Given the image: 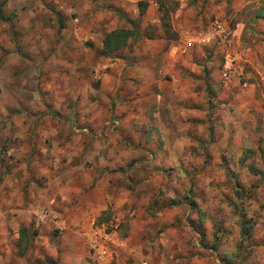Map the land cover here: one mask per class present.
<instances>
[{
  "label": "rangeland",
  "instance_id": "374dc122",
  "mask_svg": "<svg viewBox=\"0 0 264 264\" xmlns=\"http://www.w3.org/2000/svg\"><path fill=\"white\" fill-rule=\"evenodd\" d=\"M110 1L123 3L130 18L125 25L143 35L130 41L131 49L135 43L138 47H151L160 38L177 40L185 32L184 37L212 27L228 34L227 41H216L227 45L236 33L232 0ZM139 1L150 5L142 13L135 8ZM222 1L223 15L219 20L214 13ZM258 1L257 6L264 11V0H248L240 10ZM212 5L216 6L213 12L209 9ZM78 6L75 0H0V194L4 191L3 198L0 195V222L13 223L18 216L22 220V214L6 211L17 199L12 196L15 186H22L25 192L30 188L31 204L27 210L33 226L40 229L48 225L50 240L61 236L88 239L87 251L95 261L88 257L89 264H230L228 225L235 222V216L238 227L240 222L250 227L247 235L238 236V247L233 249L238 261L234 263L250 264V259L263 257L264 97L260 91L264 95V88L258 86L256 102L245 105L249 103L248 84L254 80L249 67L245 62L237 72L229 67L222 69L221 65L213 67L207 63L213 49L192 48L195 62L204 67L210 110L203 118L186 116L180 120L176 133H154L156 123L167 127L171 118L156 117L148 111L141 114L139 105L132 111L126 101L121 103V115L112 114L115 103L97 101L96 95L81 102L71 100L69 94L64 96L69 100L60 101L50 91L65 81L81 87L89 80L92 89L100 88L97 75L101 72L92 70L93 77L89 75L87 79V71L78 64L101 61L97 52L101 36L116 15L102 10L103 16L95 19L97 26L90 31L93 38L79 44L61 31L70 20L75 26L73 20L80 16ZM257 12L255 16L262 18L264 12ZM96 15L93 12L91 16ZM179 22L182 35L175 29ZM245 29L246 26L242 36L244 32L247 35ZM62 41L66 44L62 45ZM232 47L237 52L245 49ZM223 60L222 57V64ZM222 72L229 77L226 86ZM212 74H217L216 85ZM234 77L238 84L231 88L229 83ZM76 87L69 86L66 91ZM218 95L222 98L219 97L217 110H212L209 99ZM233 99L240 100L241 106ZM238 111L239 118L235 115ZM50 127H60L62 133H57L58 129L52 132ZM22 137L29 149L24 158L18 159L22 144L17 140ZM114 142L121 151L125 143L126 161L113 169L108 157L114 153L108 148ZM248 145H253L254 153L244 149ZM101 156L107 166L101 167L103 179L98 182L93 163ZM252 156L259 168L255 171L250 165ZM109 183L113 190H109ZM49 184H55L54 189L49 190ZM62 188L65 191L60 194ZM95 193L111 202L100 221L85 212L93 200L90 194ZM45 194L53 199L48 203L50 208L37 203ZM2 199L5 200L1 203ZM65 205L68 210L64 214ZM38 211L43 212V219L37 216ZM5 233L12 235L14 231ZM34 235L38 236L36 232ZM94 239L96 243L90 245ZM11 248L7 243L0 244V264H13L15 254ZM31 264H58V260L44 258Z\"/></svg>",
  "mask_w": 264,
  "mask_h": 264
},
{
  "label": "crops",
  "instance_id": "0c3cea01",
  "mask_svg": "<svg viewBox=\"0 0 264 264\" xmlns=\"http://www.w3.org/2000/svg\"><path fill=\"white\" fill-rule=\"evenodd\" d=\"M75 1L80 4V6H78L80 10V16H78L77 21L73 20L75 26H72V21L70 20L69 24L63 26L61 31L64 32L66 36L77 39L79 44L85 39L93 38V36L90 34V31L96 24L95 19L103 16L105 10H111L116 15L113 17V24L106 27L105 33L102 34L101 42L98 46L97 52L100 51L102 47V39L107 32L119 27L128 28L125 23L130 20L129 13L123 3L117 4L114 1L110 0ZM222 3L223 1L219 3V6H217V8L220 9L216 10L214 13L215 18L219 20L223 15V10H221ZM244 4H248V0H232L231 6L233 10L236 11V14L232 16L234 17L236 15V19L234 20V30H236V33L234 34V36L232 35L229 38L227 45L210 40L204 45H193V47H189L187 46L188 41L194 37L195 33L193 35L184 37V35H187V33L185 32L183 33L184 39L182 36H180V38L177 40L168 39L165 41V39L160 38L156 41V44H154V46H145L142 48L141 46L138 47L137 43H135V46H133L131 49V47H129L128 45L130 41H134L135 39L143 36L138 33V30H135V34H137L136 37L131 36L130 38H128L127 43L123 47L111 52L110 54L101 55V61L97 62L96 64L84 62L78 64V67L80 69L87 71V79H89V75L91 76V78L93 77L91 73L92 70H94L96 74L97 72H101L99 74L100 76L97 75L102 83L100 88L92 89L91 83H88L89 80L86 81L87 83H83V86L76 87L75 84H68V82L66 81L63 82L61 78L60 80L63 83H61L60 86L57 85V88L54 91L50 92L54 94L55 99H58L60 101H63V99L69 100L70 98L68 97L64 98V96H68L69 94L71 95V100L77 99L81 102L88 101L90 96L92 97L96 95L97 101H105L110 103V105L111 103H115V108L112 112V114L114 115H121L124 112L122 111L123 106L121 105V103H124L125 101L129 103L128 107H132L130 109L132 111L134 110V107H137V105H139L138 112L141 114L142 112L148 111L149 113H153V115L156 117H161V115H163L165 117L168 116L169 118H171V121L169 122L167 127H164L165 125L160 126L162 129H159L160 127L159 125H157L158 123H156L152 128V131L154 133H176V129L178 130V128L180 127V123H182V121L180 122V120L186 118V116L191 119L193 118L197 120L198 118L205 117L207 115V112H209L210 110L208 108V97L206 94L208 81L205 77L206 75L204 73V67L203 65L196 63L195 56L190 53L192 48H200L204 46L213 49V51H211L213 53V56L210 57L209 61H207L208 65H211L213 67L215 65H221L222 69L229 67L228 69L231 68L233 72H237V70L240 71L241 64H244V62L246 63V65L250 69V75L254 79L252 83L248 84L246 91V99L249 103H245V105L247 104L249 106L256 102L255 98L256 91L258 90L257 87L262 86V88H264V15H262V18H260V16H255V14L258 13L257 10H260L261 13L264 11L262 10L261 6H257L259 5V1L255 5H250L245 9L240 10V8ZM149 6L150 5L147 4L144 11H146ZM135 8L140 13L138 3L135 5ZM214 8H216V6L212 5L211 7H209L212 12L215 10ZM93 12H96L98 15L92 17L91 15H93ZM241 13L244 15H242ZM205 16H208V14L205 13ZM120 18L123 19V21H121ZM221 23H224L223 20L221 21ZM96 26L97 25H95V27ZM245 26L247 35L244 32L242 36L241 33ZM175 29L179 30L180 34L184 31L182 30V25L180 22L176 23ZM196 32V34H198L201 31ZM241 42L245 43V45L240 44ZM65 44L66 43L62 41V45ZM234 45H236L238 48L245 47V49L237 52L236 50H234V47H232ZM87 51L89 52L90 49L88 48ZM243 51L246 52L244 53ZM243 53L245 55H242ZM222 57L224 59L223 64ZM200 58L201 57H199L198 61L203 63L204 61ZM131 59L132 61H130ZM211 66L209 67V70H211ZM212 75V82L214 85H216L218 82L216 81V79L218 78L217 74ZM56 76L58 77L57 73ZM221 77L224 80H222V83L225 86L228 85L227 79L229 77H226L223 72L221 73ZM57 82L59 83L58 79ZM235 84L238 83L234 77L232 78L229 85L232 88ZM69 86H74L76 87V89L71 90L70 92L69 90L66 91ZM79 87L81 89H79ZM214 91L217 92L218 90ZM260 92L264 97L263 92ZM221 96H212V98L209 99V103L210 105H212L210 108L212 110H217V103L219 102V97L222 98ZM233 101H236L235 104L237 106H241L240 100L233 99ZM141 114H138V116H141ZM239 114L240 111L235 113V115H238V118ZM227 118L229 117L227 116ZM238 127L239 126L237 125L235 128ZM25 129L26 128H23V132ZM49 129L52 132L58 129L57 133L60 134L63 130L60 127H56V129L50 127ZM106 130L113 132L112 128H106ZM252 130L253 129L251 128V132ZM118 132L124 131H121V129H119ZM64 133L66 135L68 134L67 131ZM73 140H75V138H73ZM17 142H20L22 144V148L18 152L20 157H17L18 159H21L22 157L24 158L26 156V152L29 149V144L24 137L18 139ZM261 148L262 147H260L259 150H261ZM108 149L113 150L114 153L113 155L108 157L110 159L111 165L113 166V169L114 167L117 168L118 166H121L126 161V154L124 152L126 149L125 143L123 145L122 151L119 149L115 142L114 144H112V148L109 147ZM244 149H247L249 151L251 150L252 153H254V151L256 150L253 145L244 146ZM104 151L106 150L104 149ZM95 152L93 156H95ZM246 155L248 159L249 152ZM101 157V160L98 159L97 162L94 161L93 163V166H95L94 171L96 173L95 181L98 182L102 181L103 179V176L101 175V167L107 166L104 165L105 160L103 156ZM250 158H252V162L250 165H253V171L259 169L255 161H253L254 157L252 156ZM49 164L50 161L47 160V165L49 166ZM23 166L24 165H22V167ZM85 174H89V171ZM20 179L24 180V177ZM54 185L55 184H49L48 189H54ZM15 187H17V190L12 191V196H15L17 199L12 206L13 209L9 208L10 206H8L6 208V211H9L11 213L15 212L17 215L22 214V220H20L18 216L17 221L13 223L0 222V244L7 243V246L12 247L11 251H13L15 254V257L11 259L13 264H19L20 261L22 262V264H31L32 262L40 261V259L44 258H46V260L57 259L58 264H65V262L66 264H81L85 261L87 264H89L90 262L87 261L88 257L90 258L91 262H95L93 256H90L87 251L88 239H84L85 241H83L82 238L78 237L64 238L63 236H61L60 238H54L53 240H50L47 238V235L49 233L48 225L41 227L40 229H36L33 226V223L30 221L27 210L28 206L31 204L30 188L25 192L22 190V186ZM108 188L109 190H113V184L109 183ZM64 191L65 188H62L60 194H63ZM99 192L100 189H98V193ZM1 194V197L3 198L4 191L1 192ZM7 194H10V190H7ZM91 196H93V200L88 206L89 209L87 211L85 209V212H90L93 217L98 218V221H100L102 216L105 214L108 206L111 205V202L108 198L105 199L101 194H90V197ZM56 198L57 197H55L54 200ZM61 198L65 199L67 198V196L62 195ZM64 199L60 200L61 205L64 202ZM3 200L5 199H2L1 203L3 202ZM51 200L53 199L51 198ZM51 200H49L45 194L43 198H40L38 200L37 203L39 205H47L48 208H50V205L48 203H52ZM120 202L121 201L119 200L117 205L118 207L120 206ZM64 207L65 214L67 213L68 207L66 205ZM9 212L4 213L10 214ZM25 216L26 220H24ZM2 217L4 218L3 214L1 215V218ZM237 219L238 217L235 216V222H231L228 225V227H230L229 229L231 233V237L230 239H228V242L230 244V264H235L234 262L238 261L237 254H233L235 251H233V249H236L238 247V236H240L241 230V227L237 226ZM221 228L222 225L220 229ZM10 229L14 231L12 235L5 233L6 230ZM35 232L38 236L34 235ZM91 241L89 242L90 245L96 243L95 239L93 243ZM54 242H56V245ZM64 246L66 248L63 250ZM221 249L224 252L226 251L224 250V247H221ZM9 250L10 249H7V251ZM262 263H264V256L261 258H257L256 260L250 259V264Z\"/></svg>",
  "mask_w": 264,
  "mask_h": 264
},
{
  "label": "trees",
  "instance_id": "16d2710c",
  "mask_svg": "<svg viewBox=\"0 0 264 264\" xmlns=\"http://www.w3.org/2000/svg\"><path fill=\"white\" fill-rule=\"evenodd\" d=\"M138 4L139 11L142 13L145 10L146 3L144 1H139ZM164 27H167V23H164ZM131 36H137L133 28L119 27L107 32L102 39V47L99 51V54L107 55L123 47L127 43L128 38ZM240 226V235L243 237L244 235L248 234L250 226L248 224L246 225L244 222H240Z\"/></svg>",
  "mask_w": 264,
  "mask_h": 264
},
{
  "label": "built area",
  "instance_id": "2783aa9c",
  "mask_svg": "<svg viewBox=\"0 0 264 264\" xmlns=\"http://www.w3.org/2000/svg\"><path fill=\"white\" fill-rule=\"evenodd\" d=\"M227 39H228V34L225 33V31H223L219 27L217 28L212 27L206 32H201L194 35V37L188 41L187 46L202 45L210 40L224 42L225 40L227 41ZM36 214L40 219H43L44 214L42 211H38L36 212Z\"/></svg>",
  "mask_w": 264,
  "mask_h": 264
}]
</instances>
